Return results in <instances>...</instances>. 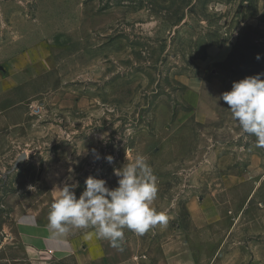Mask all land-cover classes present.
<instances>
[{
	"label": "rangeland",
	"instance_id": "374dc122",
	"mask_svg": "<svg viewBox=\"0 0 264 264\" xmlns=\"http://www.w3.org/2000/svg\"><path fill=\"white\" fill-rule=\"evenodd\" d=\"M258 73L264 0H0V264H30L22 213L48 223L54 189H115L137 155L167 216L124 229L142 264L171 241L188 264H264V147L221 99ZM200 199L214 224H193Z\"/></svg>",
	"mask_w": 264,
	"mask_h": 264
},
{
	"label": "clouds",
	"instance_id": "9594fccd",
	"mask_svg": "<svg viewBox=\"0 0 264 264\" xmlns=\"http://www.w3.org/2000/svg\"><path fill=\"white\" fill-rule=\"evenodd\" d=\"M261 57L258 54L257 59ZM264 73L248 76L233 82L232 89L222 94L221 99L230 106V112L245 134L256 137L257 146L264 147ZM99 158V157H97ZM107 160L112 162L113 157ZM119 177L118 187L111 189L105 179L89 176L85 190L77 198V184L56 188L58 196L53 200L48 215V227L55 238L64 237L69 226L93 232L107 239L113 247H119L127 228L143 234L157 224L167 223L164 212L152 205L158 194L157 177L147 159L137 155L134 162L115 169Z\"/></svg>",
	"mask_w": 264,
	"mask_h": 264
},
{
	"label": "crops",
	"instance_id": "0c3cea01",
	"mask_svg": "<svg viewBox=\"0 0 264 264\" xmlns=\"http://www.w3.org/2000/svg\"><path fill=\"white\" fill-rule=\"evenodd\" d=\"M188 212L196 227L214 224L220 218L212 199L192 200ZM48 224L35 212L22 213L18 218V234L30 264H142L139 251L131 248L124 237L119 247H113L107 239L94 235L86 238L94 231L91 227L78 231L69 226L64 237L55 238ZM184 245L179 241L166 243L164 256L157 264H188V258L180 256L186 249Z\"/></svg>",
	"mask_w": 264,
	"mask_h": 264
}]
</instances>
